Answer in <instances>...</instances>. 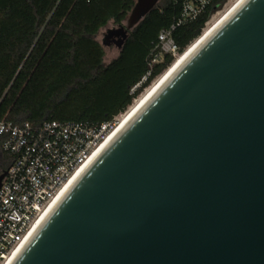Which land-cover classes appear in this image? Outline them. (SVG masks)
Listing matches in <instances>:
<instances>
[{
    "label": "water",
    "instance_id": "95a60500",
    "mask_svg": "<svg viewBox=\"0 0 264 264\" xmlns=\"http://www.w3.org/2000/svg\"><path fill=\"white\" fill-rule=\"evenodd\" d=\"M160 1L134 0L103 44ZM11 264H264V0L199 45Z\"/></svg>",
    "mask_w": 264,
    "mask_h": 264
},
{
    "label": "trees",
    "instance_id": "16d2710c",
    "mask_svg": "<svg viewBox=\"0 0 264 264\" xmlns=\"http://www.w3.org/2000/svg\"><path fill=\"white\" fill-rule=\"evenodd\" d=\"M185 1L161 0L104 64L94 37L109 22L121 26L134 0H0V122L97 124L123 113L173 62L167 56L130 94L147 71L159 32L178 22ZM207 20L208 14L175 26L179 54ZM10 161L0 146V173Z\"/></svg>",
    "mask_w": 264,
    "mask_h": 264
},
{
    "label": "built area",
    "instance_id": "2783aa9c",
    "mask_svg": "<svg viewBox=\"0 0 264 264\" xmlns=\"http://www.w3.org/2000/svg\"><path fill=\"white\" fill-rule=\"evenodd\" d=\"M221 6L216 0H186L178 22L159 32L147 71L130 94L167 56L174 60L179 55L172 38L175 26L208 14L206 27ZM131 106L112 120L97 124L48 121L33 127L0 122V146L11 160L0 186V264H11L64 186L115 132Z\"/></svg>",
    "mask_w": 264,
    "mask_h": 264
},
{
    "label": "bare ground",
    "instance_id": "6f19581e",
    "mask_svg": "<svg viewBox=\"0 0 264 264\" xmlns=\"http://www.w3.org/2000/svg\"><path fill=\"white\" fill-rule=\"evenodd\" d=\"M244 0H235L232 4L227 6V9L219 14L216 18H212L206 25V29L193 43H191L180 55H178L172 64L154 81V83L144 93L135 100L133 105L129 108L126 114L122 117L118 128L115 132L98 148L91 159L71 178V180L64 186L56 199L50 205V207L43 214L41 220L37 223L33 229L30 238L56 206V204L62 199L73 182L82 174V172L96 159V157L103 151V149L112 141V139L125 127V125L134 117V115L153 97V95L162 87V85L168 81V79L175 73V71L190 57V55L209 37L215 29L229 16L231 13L243 2ZM21 250H19L20 252ZM18 252V253H19ZM18 253L14 256L11 263L16 259Z\"/></svg>",
    "mask_w": 264,
    "mask_h": 264
},
{
    "label": "rangeland",
    "instance_id": "374dc122",
    "mask_svg": "<svg viewBox=\"0 0 264 264\" xmlns=\"http://www.w3.org/2000/svg\"><path fill=\"white\" fill-rule=\"evenodd\" d=\"M235 0H226V2L223 4V6H221V8H219V11L217 14H215L212 18H216L217 16H219V14L223 13L226 9H227V6H229L230 4H232ZM122 25H125V21L122 23ZM119 26H116L114 25L113 23L109 22L104 28H102L97 34L96 36L94 37V39L103 47V51H104V58H103V63L104 64H108L111 60L115 59L117 56H118V53H119V48L117 46H115L114 44H109V45H104L103 44V40H104V37L107 33L108 30H115V29H118ZM206 29V27H204L203 31ZM203 31L201 32V34L203 33ZM200 37V36H199ZM196 40V39H195ZM194 40V41H195ZM193 41V42H194ZM192 42V43H193ZM181 54V53H180ZM179 54V55H180ZM175 60V59H174ZM173 60V61H174ZM160 76V75H159ZM158 76V77H159ZM157 77V78H158ZM156 78V79H157ZM155 79V80H156ZM154 80V81H155ZM154 81L150 84V86L154 83ZM149 86V87H150ZM148 87V88H149ZM146 88L145 91L148 89ZM144 93V91L139 95V97ZM138 97V98H139ZM137 98V99H138ZM136 100V99H135ZM134 101V100H133ZM134 102H132L131 105H133ZM130 105V106H131ZM6 162V161H4Z\"/></svg>",
    "mask_w": 264,
    "mask_h": 264
}]
</instances>
